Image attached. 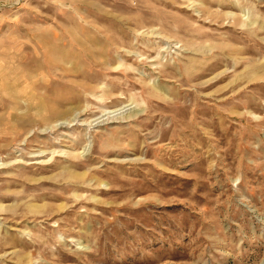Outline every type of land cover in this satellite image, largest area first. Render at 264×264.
I'll list each match as a JSON object with an SVG mask.
<instances>
[{
    "label": "rangeland",
    "instance_id": "rangeland-1",
    "mask_svg": "<svg viewBox=\"0 0 264 264\" xmlns=\"http://www.w3.org/2000/svg\"><path fill=\"white\" fill-rule=\"evenodd\" d=\"M0 264H264V0H0Z\"/></svg>",
    "mask_w": 264,
    "mask_h": 264
}]
</instances>
